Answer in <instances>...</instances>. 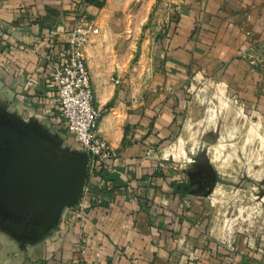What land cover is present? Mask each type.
<instances>
[{
  "label": "crops",
  "instance_id": "crops-1",
  "mask_svg": "<svg viewBox=\"0 0 264 264\" xmlns=\"http://www.w3.org/2000/svg\"><path fill=\"white\" fill-rule=\"evenodd\" d=\"M105 1L0 0V99L25 117L59 119L48 58L79 15L94 21L84 54L97 133L112 153L87 169L80 204L54 234L21 250L0 233V264H264V229L205 228L203 207L219 200L178 190L183 176L167 172L183 174V164H167L159 149L179 133L198 80L264 117V0H169L161 48L142 68L131 67L133 47L118 42Z\"/></svg>",
  "mask_w": 264,
  "mask_h": 264
},
{
  "label": "rangeland",
  "instance_id": "rangeland-1",
  "mask_svg": "<svg viewBox=\"0 0 264 264\" xmlns=\"http://www.w3.org/2000/svg\"><path fill=\"white\" fill-rule=\"evenodd\" d=\"M147 4L149 0H111L109 8L114 12H107L108 21L115 22L118 42L123 44L125 39L133 47L131 67L139 62L142 68L146 56L161 48L163 30L171 17L169 0H154L150 8ZM46 120L63 136L64 144L78 147L66 128ZM159 149L160 155H167L169 165L183 164L185 168L193 154L201 153L216 167L218 181L212 196L223 202L214 200L203 207L205 228L228 234L264 229V117L248 111L227 88L212 79L194 82L179 133ZM177 175L182 178L181 170L167 172L168 178ZM215 217H221V223L213 224Z\"/></svg>",
  "mask_w": 264,
  "mask_h": 264
},
{
  "label": "water",
  "instance_id": "water-1",
  "mask_svg": "<svg viewBox=\"0 0 264 264\" xmlns=\"http://www.w3.org/2000/svg\"><path fill=\"white\" fill-rule=\"evenodd\" d=\"M87 162V152L64 144L45 118L25 117L0 99V233L21 250L54 234L63 211L81 201ZM208 165L211 188L205 195L217 176Z\"/></svg>",
  "mask_w": 264,
  "mask_h": 264
},
{
  "label": "built area",
  "instance_id": "built-area-1",
  "mask_svg": "<svg viewBox=\"0 0 264 264\" xmlns=\"http://www.w3.org/2000/svg\"><path fill=\"white\" fill-rule=\"evenodd\" d=\"M63 33V40L58 41V55L48 58L59 113L57 121L72 135L78 147L87 152V169L90 170L97 163H105L112 154L108 141L97 133L100 109L94 104L84 54L85 44L91 35L98 34V27L92 19L81 14Z\"/></svg>",
  "mask_w": 264,
  "mask_h": 264
},
{
  "label": "flooded vegetation",
  "instance_id": "flooded-vegetation-1",
  "mask_svg": "<svg viewBox=\"0 0 264 264\" xmlns=\"http://www.w3.org/2000/svg\"><path fill=\"white\" fill-rule=\"evenodd\" d=\"M217 181L218 175L215 178L214 186ZM176 187L180 191L196 195H205L211 188V170L206 158L201 153L197 155L193 154L191 160L183 170L181 183L177 184ZM261 189L264 191V187L261 186Z\"/></svg>",
  "mask_w": 264,
  "mask_h": 264
},
{
  "label": "trees",
  "instance_id": "trees-1",
  "mask_svg": "<svg viewBox=\"0 0 264 264\" xmlns=\"http://www.w3.org/2000/svg\"><path fill=\"white\" fill-rule=\"evenodd\" d=\"M84 1L86 3H88V4H90V5H93V6L97 7V8H101L104 5V3H105V0H84ZM51 121H52V123H54V122L56 124L59 123V121H56L54 119H51ZM59 125H61V123ZM62 127H64V126L62 125Z\"/></svg>",
  "mask_w": 264,
  "mask_h": 264
},
{
  "label": "bare ground",
  "instance_id": "bare-ground-1",
  "mask_svg": "<svg viewBox=\"0 0 264 264\" xmlns=\"http://www.w3.org/2000/svg\"><path fill=\"white\" fill-rule=\"evenodd\" d=\"M239 148V147H238ZM246 150V149H245ZM241 151H243V150H241ZM244 152V151H243Z\"/></svg>",
  "mask_w": 264,
  "mask_h": 264
}]
</instances>
